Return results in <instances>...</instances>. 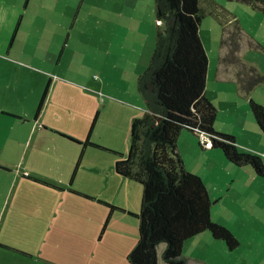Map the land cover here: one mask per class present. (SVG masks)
Masks as SVG:
<instances>
[{"label": "crops", "instance_id": "obj_1", "mask_svg": "<svg viewBox=\"0 0 264 264\" xmlns=\"http://www.w3.org/2000/svg\"><path fill=\"white\" fill-rule=\"evenodd\" d=\"M6 1L0 0V19L3 18L0 24V243L5 245L0 244V264H114V253L109 248L101 251L97 246L103 233L96 234L100 221L90 213L97 208L94 200L101 199L103 194L99 197L90 194L79 180L84 167L82 162L92 160L84 159L83 147L67 138L81 141L87 136L89 126L81 136L77 134V124L80 119L86 125L93 110L100 106L94 91L99 83L88 79L86 85L92 87L88 88L81 84L82 80L60 73L56 66L61 65L62 52H57L56 61L46 57L56 51L52 36L60 34L64 24L62 18L66 14L62 0ZM30 4L33 8L27 18L37 15L47 22L40 31L38 44L41 46L32 49L28 58H23L18 57L19 49L24 50L17 36L20 24L13 38L12 33L17 19L21 23L20 16L21 19L24 16L20 6L26 14ZM262 37H256L251 45L264 56ZM217 51L215 77L237 85L233 71L220 67L221 44ZM240 51L241 46L240 57L264 70V58L247 56V50ZM207 58L205 86L210 63L208 54ZM45 87L47 91L38 109ZM76 91L87 102L80 117L76 113L79 108ZM204 93L206 95V91ZM259 138L260 148L246 146V150L260 154L264 162V138ZM226 191L230 201L221 212L213 211V204L220 199L215 201L211 206L212 219L227 226L238 238L236 255L240 260L236 264H253L255 258L257 264H264V258L260 257L264 255V175L252 173L246 180H241L240 175V181L227 184ZM197 235L183 242L181 254L183 252L185 258L189 256L187 249L191 245L192 250L203 253L191 259L199 264H206L204 256L208 253L230 251L221 239L212 237L208 231ZM242 242L247 245L243 243L241 247ZM157 264L167 263L157 257Z\"/></svg>", "mask_w": 264, "mask_h": 264}, {"label": "rangeland", "instance_id": "obj_2", "mask_svg": "<svg viewBox=\"0 0 264 264\" xmlns=\"http://www.w3.org/2000/svg\"><path fill=\"white\" fill-rule=\"evenodd\" d=\"M61 5L63 13L66 14L62 18L64 24L59 30L60 34L52 36L56 51L48 53L46 57L56 61L57 52H62L61 65L56 66L60 73L74 77V80H82L81 84L88 88H92L86 85L88 79L99 83V88L94 91L100 106L93 110L86 125L79 119L77 134L83 136L98 109L93 137L90 140L101 147H83L84 159H91L92 162H82L84 167L79 173V180L84 190L92 195L97 194L96 197L102 193L99 198L115 206L110 209L109 205L94 200L97 208L94 207L90 213L93 212L92 217H98L100 221L99 224L97 222L96 234L103 233L98 248L104 252L109 248L111 253H114V264H129L126 255L137 240L138 217L134 213L140 209L142 187L139 181L118 174L114 169V162L126 156L132 119L141 116L145 110L143 98L137 88V77L148 64L154 48L157 28L154 0H62ZM21 8L20 6V12L24 16L22 19L20 16V30L18 29L17 36L23 43L20 48L24 50L19 49L18 57L28 58L32 49L41 46L38 44L40 31L47 19L37 15L27 18L33 8L32 4L26 14ZM199 13V36L210 58L204 92L206 91L207 98L216 108L213 126L218 131L232 134L239 149L246 150V146L260 148L259 137L264 138V134L255 122L249 98L264 106V84L255 85L249 92H245L240 90L234 81L218 79L215 77V58L221 44L222 27L234 28L236 22L242 31L241 51L247 50V56L264 58L251 45L253 40H257L256 37L263 39L264 13L254 10L243 0H199ZM2 21L3 18L0 19V24ZM258 44L260 46V43ZM61 47L64 49L61 50ZM222 47L223 55L226 48ZM241 58L249 62L246 58ZM219 62L223 70L233 71L235 75L236 64ZM259 70L264 74L263 69ZM75 99L79 107L76 113L80 117V111L85 108L87 102L79 91H76ZM124 102L130 103V106ZM75 145L81 146L78 143ZM177 149L184 168L202 178L212 199H220L218 203L213 204V211L221 212L229 203L227 184L239 182L240 175L241 180H246L252 173L255 174L249 165L238 166L230 162L220 148L203 146L199 143L197 133L187 128H182L179 132ZM83 200L87 201V198ZM107 217L108 220L103 226ZM243 243L245 242H242L241 247ZM164 245L159 243L157 246V257L161 258L160 253ZM120 247L123 248L122 251H119ZM192 248L191 245L187 249L189 256L185 258L186 264H199L191 259H196L195 257L198 258L203 253ZM236 249L237 247L224 253L218 250L208 253L204 256L205 262L236 264L237 260H240ZM182 254L184 255L183 252ZM260 257L264 258V255ZM253 264H257V258Z\"/></svg>", "mask_w": 264, "mask_h": 264}, {"label": "trees", "instance_id": "obj_3", "mask_svg": "<svg viewBox=\"0 0 264 264\" xmlns=\"http://www.w3.org/2000/svg\"><path fill=\"white\" fill-rule=\"evenodd\" d=\"M243 1L264 13V0ZM154 12L157 25L154 48L137 77L145 110L132 119L129 149L125 157L115 160L114 169L139 181L142 187L140 209L134 213L138 217L137 240L126 255L129 264H157L159 243L165 244L161 251L164 262L186 264L181 254L183 242L202 231L221 239L229 250L237 247L239 240L227 226L212 219L211 206L217 199L209 196L198 174L184 168L177 149L180 130L187 128L197 135L200 131L208 133L209 147L220 148L230 162L249 165L259 176L264 175V162L260 154L239 149L232 134L213 126L216 108L204 93L208 59L199 36V0H154ZM235 24L234 28L222 27L220 42L226 51L220 61L237 65L238 87L249 92L264 82V74L238 55L242 31ZM18 25L19 19L12 38ZM46 91L47 87L38 109ZM249 105L264 134V106L252 98ZM95 118L96 113L82 141L66 135L67 138L82 147H101L89 137ZM97 200L110 209L115 207ZM107 220L108 217L103 226Z\"/></svg>", "mask_w": 264, "mask_h": 264}, {"label": "built area", "instance_id": "obj_4", "mask_svg": "<svg viewBox=\"0 0 264 264\" xmlns=\"http://www.w3.org/2000/svg\"><path fill=\"white\" fill-rule=\"evenodd\" d=\"M209 134L204 132V131H200L198 133V138H199V142L203 145V146H208L209 142H210V138H209Z\"/></svg>", "mask_w": 264, "mask_h": 264}]
</instances>
